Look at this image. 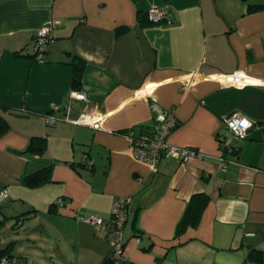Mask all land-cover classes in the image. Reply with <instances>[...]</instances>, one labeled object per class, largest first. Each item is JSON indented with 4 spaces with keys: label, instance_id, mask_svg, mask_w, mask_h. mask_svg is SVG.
I'll return each instance as SVG.
<instances>
[{
    "label": "crops",
    "instance_id": "crops-1",
    "mask_svg": "<svg viewBox=\"0 0 264 264\" xmlns=\"http://www.w3.org/2000/svg\"><path fill=\"white\" fill-rule=\"evenodd\" d=\"M152 6L171 21L148 19ZM49 21L59 25L39 62L34 34ZM154 106L176 110L169 143L202 158L153 170L134 157L128 134L152 130ZM233 113L253 126L228 154L217 137ZM0 119V250L14 264H105L109 241L86 218L109 222L119 197L131 199L128 264H262L264 0H0ZM195 195L209 204L176 236Z\"/></svg>",
    "mask_w": 264,
    "mask_h": 264
},
{
    "label": "built area",
    "instance_id": "built-area-1",
    "mask_svg": "<svg viewBox=\"0 0 264 264\" xmlns=\"http://www.w3.org/2000/svg\"><path fill=\"white\" fill-rule=\"evenodd\" d=\"M172 10L169 6L156 7L152 6L148 11V19L154 23H161L163 21H171ZM59 25L57 21L45 22L38 28L34 34V51L35 58L39 62H43L44 55L47 51V46L53 40V32ZM221 80L225 79L219 76ZM73 97L84 99L85 95L80 92H73ZM58 106H53L54 110ZM155 125L149 132L140 135H134L132 132L128 134L129 141H131L132 153L134 157L146 165H149L153 170L157 169V165L161 158L178 159L183 162L189 161L193 158H202V154L190 148L175 146L169 143V138L172 132L177 128L178 121L176 117V110L171 108L169 110H162L158 106H154ZM58 118L54 115H48L47 120L49 124L54 125ZM81 124H92L90 114H83L77 121ZM223 122L226 127L225 133L218 135V141L223 145V150L228 154H235L239 150L236 146L237 141L244 140L248 137L249 130L253 126L251 121L241 116L238 113L225 116ZM227 160L224 153L221 156L222 166L226 168ZM7 192L0 194V206L8 198ZM130 197H119L113 202L112 214L109 222L104 218L96 215H90L86 218V222L92 225L97 231H102L105 239L109 241L111 246L110 260L112 264H128V258L125 255V241H124V225L127 220V208ZM64 199H58L56 206H63ZM262 264H264V252L261 255ZM15 258L10 255H2L0 264H14ZM247 264H251L250 262Z\"/></svg>",
    "mask_w": 264,
    "mask_h": 264
},
{
    "label": "trees",
    "instance_id": "trees-1",
    "mask_svg": "<svg viewBox=\"0 0 264 264\" xmlns=\"http://www.w3.org/2000/svg\"><path fill=\"white\" fill-rule=\"evenodd\" d=\"M261 7V6H260ZM252 9L255 8V10L258 9L257 6H251ZM148 16V14H147ZM141 19V18H140ZM141 22L144 23V19L142 17ZM78 68V69H77ZM75 67L74 71H76L75 74V85L78 86L82 79V68ZM8 130V126L5 122H3L2 119H0V136ZM45 141H36L35 144H32L31 150L37 153H42L46 147ZM49 177V171L40 172L39 174H36L30 178H28L25 182L28 183V185L31 186H38L46 182ZM191 202L189 203L187 207V211H185V215L178 223L177 228V235H182L190 228H196L199 225V222L201 220L202 214L204 210L206 209L207 205L209 204V199L207 195H195L193 198H191ZM1 208H0V216H1ZM10 253L8 250H0V258L2 255H9ZM113 262L110 260V258L107 259L105 264H112Z\"/></svg>",
    "mask_w": 264,
    "mask_h": 264
}]
</instances>
